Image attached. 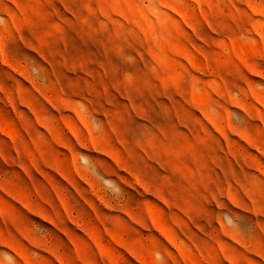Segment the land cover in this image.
Returning <instances> with one entry per match:
<instances>
[{"label":"rangeland","instance_id":"rangeland-1","mask_svg":"<svg viewBox=\"0 0 264 264\" xmlns=\"http://www.w3.org/2000/svg\"><path fill=\"white\" fill-rule=\"evenodd\" d=\"M0 264H264V0H0Z\"/></svg>","mask_w":264,"mask_h":264}]
</instances>
